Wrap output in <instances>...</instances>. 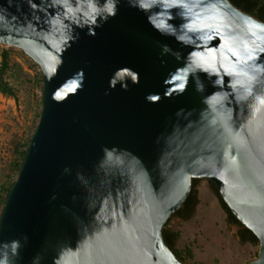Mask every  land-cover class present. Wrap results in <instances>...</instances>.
<instances>
[{
    "label": "water",
    "instance_id": "95a60500",
    "mask_svg": "<svg viewBox=\"0 0 264 264\" xmlns=\"http://www.w3.org/2000/svg\"><path fill=\"white\" fill-rule=\"evenodd\" d=\"M0 46L44 82L0 258L185 264L164 230L199 179L264 264V22L230 0H0Z\"/></svg>",
    "mask_w": 264,
    "mask_h": 264
},
{
    "label": "rangeland",
    "instance_id": "374dc122",
    "mask_svg": "<svg viewBox=\"0 0 264 264\" xmlns=\"http://www.w3.org/2000/svg\"><path fill=\"white\" fill-rule=\"evenodd\" d=\"M9 55V68L2 75L12 94L0 91V217L6 190L16 181L20 153L36 132L43 104V75L39 67L21 50L0 46ZM199 203L194 216L171 220L168 228L179 233L176 249L185 264H249L256 259L259 246L242 244L240 228L228 222L210 183L197 186Z\"/></svg>",
    "mask_w": 264,
    "mask_h": 264
},
{
    "label": "trees",
    "instance_id": "16d2710c",
    "mask_svg": "<svg viewBox=\"0 0 264 264\" xmlns=\"http://www.w3.org/2000/svg\"><path fill=\"white\" fill-rule=\"evenodd\" d=\"M230 1L237 8L245 11L246 13H249V14L255 16L260 21L264 22V0H230ZM8 68H9V55L6 51H4L2 53V65H1V69H0V91L2 93L12 94L10 87L6 83H4L3 79H2V75L4 74V72ZM39 119H40V117H39ZM30 142H31V139L26 144V149L20 153V161L16 165V171H17L18 175H19V172L22 168L23 162L26 158ZM200 181L201 180H199V179L193 180L191 192H190L186 202L184 203V206L172 216L170 221L175 219V218H179L181 220L188 221L194 216L195 211H196V207L199 203L198 192L196 190V186ZM13 185L5 191L6 192V199H5L4 203H6L7 197L9 195ZM210 185H211L214 193L216 194L223 210L225 211V213L228 216V222L230 224L236 225L240 228L239 237H240L241 243L242 244L251 243L255 246H258L259 241H258L257 237L249 229L245 228L236 219V217L233 215V213L231 212L229 207L226 205V203L220 197L219 193L217 192L216 187L211 183H210ZM169 222H168V224H169ZM168 224L164 230L165 241H166L168 247L177 255V257L182 262H184V259L180 256L179 252L176 249V245H177V242L179 240L180 235L178 232L168 228Z\"/></svg>",
    "mask_w": 264,
    "mask_h": 264
},
{
    "label": "clouds",
    "instance_id": "9594fccd",
    "mask_svg": "<svg viewBox=\"0 0 264 264\" xmlns=\"http://www.w3.org/2000/svg\"><path fill=\"white\" fill-rule=\"evenodd\" d=\"M108 12H109V14H114L113 7H109V8H108ZM16 247H17V245H16V243L14 242V243L12 244V248L15 249ZM0 264H9V261L7 260L6 257H4V258H0Z\"/></svg>",
    "mask_w": 264,
    "mask_h": 264
}]
</instances>
